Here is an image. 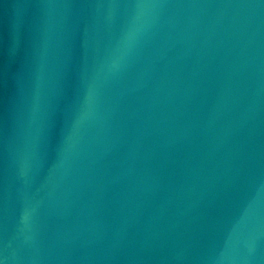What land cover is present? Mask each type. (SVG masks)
Here are the masks:
<instances>
[{
	"label": "water",
	"instance_id": "water-1",
	"mask_svg": "<svg viewBox=\"0 0 264 264\" xmlns=\"http://www.w3.org/2000/svg\"><path fill=\"white\" fill-rule=\"evenodd\" d=\"M3 264H264V0H0Z\"/></svg>",
	"mask_w": 264,
	"mask_h": 264
},
{
	"label": "snow or ice",
	"instance_id": "snow-or-ice-1",
	"mask_svg": "<svg viewBox=\"0 0 264 264\" xmlns=\"http://www.w3.org/2000/svg\"><path fill=\"white\" fill-rule=\"evenodd\" d=\"M0 264H3V261L2 260H0Z\"/></svg>",
	"mask_w": 264,
	"mask_h": 264
}]
</instances>
